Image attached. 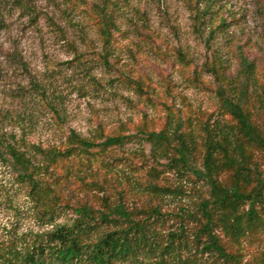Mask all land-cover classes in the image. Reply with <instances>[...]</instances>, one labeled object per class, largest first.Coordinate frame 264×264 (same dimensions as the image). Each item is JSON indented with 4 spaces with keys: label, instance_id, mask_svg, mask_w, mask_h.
Returning <instances> with one entry per match:
<instances>
[{
    "label": "rangeland",
    "instance_id": "rangeland-1",
    "mask_svg": "<svg viewBox=\"0 0 264 264\" xmlns=\"http://www.w3.org/2000/svg\"><path fill=\"white\" fill-rule=\"evenodd\" d=\"M114 1L117 28L105 43L93 8L100 0H0V246L28 244L78 217L73 210L52 221L42 216L18 179L8 145L35 156L34 146L61 147L71 131L101 143L144 127L159 132L172 117L192 120L184 121V131L216 119L225 124L219 93L234 91L231 82L241 79L245 60L254 65L251 93L264 92V0ZM202 156L198 144L195 167L202 168ZM170 158L137 138L95 153L89 168L100 183L106 180L103 190L112 203L122 194L130 211L161 210L152 215L159 246L185 228L165 264H223L193 240L210 189L192 172L174 168ZM149 181L170 192H147ZM87 193L79 194L82 202L104 211V193ZM157 248L125 264H161ZM242 253L241 264H260L264 235L249 239Z\"/></svg>",
    "mask_w": 264,
    "mask_h": 264
},
{
    "label": "trees",
    "instance_id": "trees-1",
    "mask_svg": "<svg viewBox=\"0 0 264 264\" xmlns=\"http://www.w3.org/2000/svg\"><path fill=\"white\" fill-rule=\"evenodd\" d=\"M114 7V0H100L93 5L105 43L112 40L117 28ZM241 71L238 83L231 82L234 91L228 94L222 89L219 93L225 124L216 119L212 125L200 123L199 130L189 124V130L184 131V121L192 120L172 117L168 120L172 122L159 132L144 127L135 135H112L101 143L71 131L61 147L34 146L35 156L8 145L7 154L18 179L42 216L52 221L58 212L73 210L78 217L71 225L35 235L28 244L0 246V264H125L141 255H152L157 247L161 248L160 262L165 264L176 240L184 238L185 228L181 226L180 231L170 233L166 244L159 246L152 215H163L161 210L150 207L130 211L122 194L118 202L112 203L103 190L106 180L100 183L96 174H90L95 153L124 148L137 138L153 146L159 156H171L174 168L192 172L205 181L210 198L199 205L204 221L199 220L200 228L193 240L202 246L203 253H215L223 264H241L245 243L264 235V92L255 96V91L251 93L252 63L245 60ZM214 73L217 74L216 69ZM137 85L141 91L140 84ZM198 144L203 149L202 168L193 165ZM148 175L152 178V167ZM94 189L104 193V211L94 209L87 199L82 202L79 196L83 193L84 198H89L88 190ZM145 190L170 192L168 187L154 185L152 181L145 184ZM103 226L114 228L101 231ZM258 257L260 264H264V253Z\"/></svg>",
    "mask_w": 264,
    "mask_h": 264
}]
</instances>
